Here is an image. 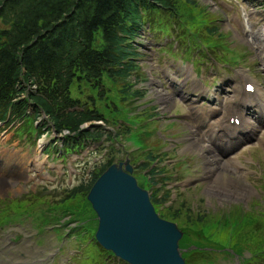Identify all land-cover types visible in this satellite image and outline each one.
<instances>
[{"label": "rangeland", "instance_id": "rangeland-1", "mask_svg": "<svg viewBox=\"0 0 264 264\" xmlns=\"http://www.w3.org/2000/svg\"><path fill=\"white\" fill-rule=\"evenodd\" d=\"M196 2L206 10L208 18L203 26L198 23L200 17L193 14L196 17L193 24H183L177 17L178 21L167 24L163 18L157 25L146 24L140 30L134 41L135 63L139 69L126 81L132 87L120 91L123 82L107 79L105 99H98L96 92L90 89L82 95V102L88 105L92 101L87 96L95 95L97 107L109 117L103 124L87 123L84 129L96 128L111 136L118 131H128V126L129 133H120L113 142L106 137L103 142L90 141L85 148L65 155L63 141L64 145L69 144L67 131H62L60 139L49 141L46 134L28 138L27 130L22 133L18 130V123L6 125L0 122V160L14 170L9 175H0V264H105V254L96 243H91V232L75 234L80 228L73 230L77 223L72 220L78 218L71 212L62 211L64 202L61 200L69 189L89 178V172L104 154L112 152L120 158L128 155L141 161L148 150L158 156L159 161L155 163L170 177L171 188H161V179L158 185L154 181L149 183L146 173L137 171L136 167L135 173L140 185L162 200L154 201L155 209L161 215L165 212L162 217L177 222L181 229L182 257L188 259L189 264H193L191 259L201 253H206L214 264H241L240 259L248 257V250H242L240 256H228L233 246L238 245L232 233L235 216L230 213L239 208L237 213L241 211V216L235 219L241 227L235 226L234 232L238 235L244 229L240 238L254 240V235L248 234L254 232L255 226L253 229L249 226L253 219L244 220L243 217H250L252 208V216L256 219L264 215L259 182L264 175V128L258 127L254 132L252 127L241 122L236 135L240 138L244 135L245 142L241 139L234 144L229 141L233 147L237 143L240 145L226 154H222L221 145H215L213 149L221 157L222 165L213 170L206 162L209 153L203 154L198 144L200 125L193 126L201 122L205 112L196 117L183 105L189 103V99L195 100L193 105H211L214 111L207 117L209 124L222 112L226 114L227 107L235 105L223 100L232 87L237 88L235 96L241 97L244 82H253L260 98L264 97V0ZM207 27L217 28V31L208 34ZM164 52L194 64L195 75H201L197 79L203 80L201 84L189 83V79L195 78L194 74L188 78L189 72H193L190 62L187 66H179L176 62L171 65L173 60L166 58ZM170 85L173 89L182 85L184 98L180 93L173 96ZM205 88H209L208 99H197ZM135 89L140 90V95L129 93ZM221 89H224L222 94ZM213 94L225 97L211 100ZM110 104L118 112L113 116L109 115ZM259 110H264V102ZM259 110L255 109L252 115L248 111L245 116L253 123H258L259 119L263 121L264 112ZM110 117L120 124L117 126ZM193 139L197 143L190 145ZM228 155L233 156L229 162ZM63 156L66 157L64 161H57ZM74 159H77L75 163L72 162ZM131 163L134 165V161ZM165 190H171L165 192L169 193L166 201ZM84 202L91 206L88 199ZM168 211L178 212L177 220L166 218ZM47 217L52 221L48 222ZM85 218L94 232L98 225L94 210ZM107 264L120 263L110 259Z\"/></svg>", "mask_w": 264, "mask_h": 264}, {"label": "trees", "instance_id": "trees-1", "mask_svg": "<svg viewBox=\"0 0 264 264\" xmlns=\"http://www.w3.org/2000/svg\"><path fill=\"white\" fill-rule=\"evenodd\" d=\"M193 14L200 17L198 23L202 26L207 21L206 10L196 0H0V120H23L29 127L43 111L58 131L74 133V143L69 142L67 147H83L87 137L98 139L102 130L89 131L84 124L109 117L97 107L95 95L87 96L90 105L82 102L86 89L95 91L98 99H105L107 79L123 82L120 91L132 87L126 81L139 69L134 41L140 30L146 24L157 25L163 18L167 24L179 19L183 24H193ZM214 29L205 28L208 34L217 31ZM129 93L137 96L140 90ZM110 106L109 115L117 114ZM148 157L145 168L154 160L151 154ZM113 161L112 155L92 171L89 180L69 189L61 200L63 208L86 221L85 217L93 214L92 207L84 202L87 193ZM152 172L154 179L156 171ZM261 188L264 194V181ZM168 197L169 193L164 200ZM66 199L70 203H65ZM238 210L234 208L230 213L235 216L232 233L238 244L233 251L239 254L248 249L252 261L264 259V215L256 219L252 208L251 216L243 217L253 219L251 229L255 226L254 232L248 233L254 235V240L245 239L240 238L244 229L238 235L234 232L235 226L241 227L235 219L241 216ZM167 213L166 218L177 220L178 212ZM198 257L206 256L197 254L191 261Z\"/></svg>", "mask_w": 264, "mask_h": 264}, {"label": "water", "instance_id": "water-1", "mask_svg": "<svg viewBox=\"0 0 264 264\" xmlns=\"http://www.w3.org/2000/svg\"><path fill=\"white\" fill-rule=\"evenodd\" d=\"M129 161L110 165L87 198L99 221L97 241L130 264H185L181 229L155 212Z\"/></svg>", "mask_w": 264, "mask_h": 264}, {"label": "bare ground", "instance_id": "bare-ground-1", "mask_svg": "<svg viewBox=\"0 0 264 264\" xmlns=\"http://www.w3.org/2000/svg\"><path fill=\"white\" fill-rule=\"evenodd\" d=\"M253 24V23H252ZM253 28V27H252ZM258 34V33H257ZM257 43H259L258 41H257ZM260 44V43H259ZM249 103L251 104V100H249ZM255 111V108H253V109H250L249 110V115H252V113ZM248 112H246L245 114H244V112H241L240 110H236V111H234L232 114H238L239 115V122L241 123V122H244L245 124H247L246 126L247 127H252L253 128V130H258V127H259V125L257 124V123H253V121H251L247 116H245L246 114H247ZM234 117H238V116H234ZM259 122H261V119H259V121H258V123ZM240 125V124H239ZM239 125H234V124H227V127H228V129L229 130H231L230 131V139H233L234 137H236L237 135H236V133L238 134L239 132H238V130H240L239 129ZM194 126V125H193ZM197 127V126H196ZM194 130L195 129H193V133H194ZM196 132V131H195ZM233 134H235L236 136H232ZM240 136H243L244 137V135H240ZM193 138V137H192ZM197 140H198V144L200 145V150H201V152L204 154L206 151H207V153H209V155H206V162H207V164L213 169V170H217L218 168H219V166H221L222 165V163H221V159H220V157L218 156V155H216V153L209 147V146H207V145H205L199 138H197ZM195 143H197V141H196V139H193V141L192 142H190V145H193V144H195ZM224 159V158H223ZM24 169V168H23ZM11 171H14L13 169H11ZM16 173V172H15ZM20 174H21V172H20ZM19 177V176H18ZM1 184V183H0Z\"/></svg>", "mask_w": 264, "mask_h": 264}]
</instances>
